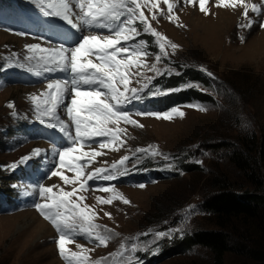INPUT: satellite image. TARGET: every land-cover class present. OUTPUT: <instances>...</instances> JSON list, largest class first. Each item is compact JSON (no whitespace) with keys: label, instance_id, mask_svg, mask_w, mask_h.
<instances>
[{"label":"rangeland","instance_id":"374dc122","mask_svg":"<svg viewBox=\"0 0 264 264\" xmlns=\"http://www.w3.org/2000/svg\"><path fill=\"white\" fill-rule=\"evenodd\" d=\"M20 1L24 5L34 2ZM253 1L262 5L261 11L255 13L249 8L247 17L243 14V6H217L219 0H209L206 5L209 14L199 10L198 0L195 6L186 3V0H174L171 20L163 0L160 9L144 8L152 27L178 47L172 49L168 46V57H162L161 62L156 64L155 55L159 53L156 38L143 33V26L138 25L141 35L137 41H146L147 50L151 53L147 63L156 64L162 73L142 69L144 77L153 78L148 88L140 93L139 99H146L147 104L154 107L151 112L171 113L172 119L129 112L131 119L143 127L121 123L120 127L126 130L120 137L123 147L117 143L115 146L119 150L114 151L111 148L98 149L96 144L87 149H97L104 154L87 166L85 174L95 168L110 169L113 162L128 155L127 171L120 176L132 182L124 183L117 177L108 185L114 188V192H104L96 187L93 189L87 184L86 189L78 193L86 198L83 203L98 213L95 223L106 226L113 233L106 247L98 246L90 239H87L88 242L86 239L81 240V235H76L75 242L67 245L72 251L81 250L77 245L88 250L85 252L90 257L88 264H121L122 258L115 255L121 244L129 248L133 244L138 246L135 252L126 253L131 257V264H211L210 253L198 246L184 253L172 252L167 257H163L162 252L166 244L172 250L173 242L177 239L179 241L187 236L193 237L199 231L214 229L210 222L205 221L208 217L202 208L210 193L209 180L217 175L219 169L225 171L232 182L244 184L243 181H246L232 170L226 159V150L207 148L210 145L233 144V139L245 137L246 131L258 133L264 125V27L261 26L264 24V0ZM161 10L164 14H161ZM153 13L157 17L154 20ZM16 32L15 29L0 26L1 71L20 66L27 72L31 67L28 57L32 53L26 45V37ZM87 34L84 31L82 36ZM51 38L58 40L57 37ZM39 39H33L32 42L38 43ZM74 46L69 45V48ZM1 71L0 264H66L58 249L57 230L35 204L44 202L39 196L41 184L46 187L56 186L54 191L60 188L71 191L73 185H65L59 177L49 175L52 170H57L58 165V150L50 145L52 138H49L48 144L39 136L33 138L27 134V130L37 121L34 108L36 101L32 97L43 99L42 94L45 92L42 90L48 82L29 85L11 81L7 83ZM199 71L203 75L211 72L217 79L204 77L202 79L207 82L198 80ZM163 78L172 79L173 83L182 81V84L169 90L154 85L155 82L162 84ZM138 79H141V83H137ZM143 83L147 81L135 77L130 87L139 89ZM190 91L197 97L191 95L192 99L187 103L172 106L162 102L166 97L170 99ZM70 98L71 91L67 101L58 110L60 119L65 122H69L65 105L70 103ZM190 105H202L206 110H198ZM174 108L182 112L183 116L172 112ZM73 127L71 125L70 130L74 135ZM52 132L59 134V128L54 127ZM149 146L158 147L163 156L153 158L136 152V149ZM37 149L40 150L38 153L35 152ZM202 150L205 155L199 156ZM25 156L29 159L21 163ZM164 156L169 159H164ZM146 160L153 164L151 169L161 167L172 172L174 177L147 181L145 173L149 168L143 165ZM26 163H33L38 168L43 163L49 165L45 170L48 178L41 181L38 178L37 181L35 174L29 172L33 170L32 167L27 166L25 171ZM59 170L69 177L74 175L65 169ZM117 180L123 183L113 185ZM95 182L99 180L95 179ZM247 188L249 192L254 191L251 185H246L244 190ZM260 192L264 196V189ZM116 193L122 194L130 203L113 199ZM31 199L32 202H29ZM99 199H112V203L102 204L98 202ZM25 200L27 202L23 203ZM4 201L10 203L8 211H3ZM106 213H110L111 217ZM39 221L45 222L48 229L36 231L35 226ZM160 232L168 235L158 237L156 234ZM238 246H241L239 242ZM225 264L248 263L243 255L234 251L225 256Z\"/></svg>","mask_w":264,"mask_h":264},{"label":"snow or ice","instance_id":"6c2138e0","mask_svg":"<svg viewBox=\"0 0 264 264\" xmlns=\"http://www.w3.org/2000/svg\"><path fill=\"white\" fill-rule=\"evenodd\" d=\"M34 2L44 15L60 17L77 30H103L81 36L71 48L64 45L56 48L28 46L29 52L32 53L28 57L31 63L30 71L37 75L57 71L67 73L66 78L51 79L47 83L46 92L42 94L43 99L39 96H33L32 99L36 101V119L41 123L58 127L69 141V146L57 151V170H52L50 175L59 177L65 185H73L71 191H65L63 188L54 191L56 186L46 187L41 184L39 196L44 202L36 203L35 207L57 230L59 234L57 244L61 257L68 264H88L90 257L85 254L88 250L82 245H77L81 250L72 251L67 245L75 242L76 235H82L98 246L106 247L113 233L106 226L95 223L98 213L92 210L91 206L84 204L86 198L78 193L86 189L88 181L93 179L111 181L124 174L130 157L123 156L119 161L113 162L110 169L100 167L85 174L87 166L94 163L96 157L104 154L97 149H85H90L91 143L101 138L98 149L119 150L115 145L119 143V146L123 147L120 137L126 132L120 127L121 123L143 127L131 119L126 104L132 99H139L140 93L148 88V83L153 78L144 77L142 69L148 68L154 73L162 74L156 64L161 62L162 57H168L166 50L168 46L176 49L178 45L168 41L167 37L153 28L148 16L145 15L144 8L160 9L161 0H34ZM208 2L209 0H198L199 10L205 14H209L206 7ZM163 3L167 5V13L171 20L175 7L174 0H163ZM186 3L195 6L197 0H186ZM237 5L244 7L245 17L249 8L252 12L260 13L262 7L256 3L249 5L246 0H219L217 6L227 8ZM161 14H164L162 10ZM156 18L153 13L152 19ZM138 25L143 26V33L156 38L159 48V53L155 55L156 64L147 63V57L151 53L147 50L146 41H137V37L141 35ZM261 26L264 27V24ZM207 75L213 74L207 72ZM135 77H141L147 83H143L139 89L130 87ZM137 83H141V79H138ZM69 91L70 103L65 107L70 123L61 120L58 114V110L68 99ZM190 106L206 110L202 105ZM172 112L183 116L178 109L174 108ZM137 114L172 119L171 113ZM71 125H74V135L70 130ZM39 151L35 150L36 153ZM136 152L153 158L163 156L158 147L153 146L136 149ZM28 159V156L23 157L21 163ZM164 159L167 160L169 157L164 156ZM59 169H65L74 175L69 177ZM100 190L114 192L112 186H102ZM113 199L130 203L119 193H116ZM98 202L111 204L112 199H99ZM106 215L111 217L110 213ZM156 235L163 237L168 233L160 232ZM137 247L135 244L130 248L126 244H121L119 252L115 255L122 258L121 264H131V257L126 253L135 252Z\"/></svg>","mask_w":264,"mask_h":264},{"label":"trees","instance_id":"16d2710c","mask_svg":"<svg viewBox=\"0 0 264 264\" xmlns=\"http://www.w3.org/2000/svg\"><path fill=\"white\" fill-rule=\"evenodd\" d=\"M197 77L202 81H205L202 79L204 77L209 80L217 79L207 73L203 75L200 71L197 72ZM155 83L169 90L179 87L182 81L173 83L172 79L163 78L162 84ZM191 95L197 97L190 91L174 95L170 99L166 97L162 102L172 106L179 105L191 100ZM244 134L243 138L233 139V144L210 145L207 149L226 150V159L232 170L246 181H243L244 184L232 182L229 175L219 169L217 175L209 180L210 193L202 208L208 217L205 221L210 222L214 229L199 231L193 237L187 236L179 241L177 239L173 242L172 250L166 244L163 257L172 252L184 253L198 246L210 253L211 264H225V256L234 251L243 255L248 264H264V196L260 192L264 189V125L258 133L246 131ZM203 155L205 151L202 150L199 156ZM143 165L149 169L153 166L148 160ZM246 185H251L254 191L249 192L248 188L244 190ZM238 242L241 246H238Z\"/></svg>","mask_w":264,"mask_h":264},{"label":"bare ground","instance_id":"6f19581e","mask_svg":"<svg viewBox=\"0 0 264 264\" xmlns=\"http://www.w3.org/2000/svg\"><path fill=\"white\" fill-rule=\"evenodd\" d=\"M246 3H248V4H252V3H258V2H255V1H253V0H246ZM75 19V18H74ZM1 34V33H0ZM6 35H7V33H6ZM32 38H26V45H27V47L29 46V45H40V47H42V48H56V47H58V46H55V45H51V44H44V43H36V42H32ZM33 43H36V44H33ZM36 91H40V90H36ZM46 92V88H44L43 90H42V92ZM65 101H67V100H65ZM69 146V145H68ZM67 147V146H66ZM96 148V147H95ZM88 148H86L85 150H87ZM109 167V166H108ZM35 229H36V231H42V230H47L48 229V226H47V224L45 223V222H43V221H39V223H37V225L35 226Z\"/></svg>","mask_w":264,"mask_h":264}]
</instances>
